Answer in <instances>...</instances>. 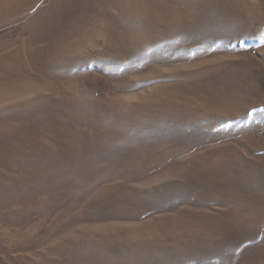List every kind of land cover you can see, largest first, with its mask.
Segmentation results:
<instances>
[{"label": "rangeland", "instance_id": "rangeland-1", "mask_svg": "<svg viewBox=\"0 0 264 264\" xmlns=\"http://www.w3.org/2000/svg\"><path fill=\"white\" fill-rule=\"evenodd\" d=\"M113 2L0 0V264H264V0Z\"/></svg>", "mask_w": 264, "mask_h": 264}, {"label": "bare ground", "instance_id": "bare-ground-1", "mask_svg": "<svg viewBox=\"0 0 264 264\" xmlns=\"http://www.w3.org/2000/svg\"><path fill=\"white\" fill-rule=\"evenodd\" d=\"M34 1H36V0H34ZM87 1V0H86ZM89 1H91V0H89ZM101 1V0H100ZM114 2H115V0H113ZM112 0H111V2H113ZM141 1V3L144 5V3H143V0H140ZM145 1H147V2H149L150 4H154L155 6H156V8H159L158 9V11L156 12V14H155V16L156 17H158L159 15H162L163 13H166L167 11L166 10H168V8H167V6H166V4L164 3H161V4H159V0H158V3L156 2V0H145ZM171 1V0H170ZM189 1H191V0H189ZM195 1V0H194ZM214 1H220L221 2V5L220 6H218L217 7V11H219L220 9H222V5H223V3L226 5V8L227 7H229V6H234V2H230L231 0H211V7L213 6V2ZM233 1V0H232ZM235 1V0H234ZM57 2V1H56ZM93 2V1H92ZM96 2V1H95ZM113 2V3H114ZM161 2V1H160ZM178 2H180V1H178ZM83 3V4H82ZM91 3V2H90ZM109 3V2H108ZM177 3V2H176ZM84 4L85 5H87L88 4V2H87V4L85 3V0H67V2H66V0H65V2H63V0H59V5L58 6H56L55 4V7H52L53 9H54V11H53V14H51V15H49L50 17L48 18V17H38V22H37V24H33V26H35V28L34 27H32V28H34V29H37L36 27H38V26H41V31L39 30V34H38V36H45V34L48 32H50V33H52L53 31H54V29H56V28H58L59 26H63V27H65V26H67V25H69V23H70V27H68V28H66V29H64L63 30V34L60 32V34H61V38H62V40H65L64 38L65 37H68V36H70V35H74V34H76V33H79V24H78V22H77V20L76 19H74V15L77 13V12H79V10H80V8L81 7H83L84 6ZM105 4H107V3H105ZM105 4H104V6H105ZM110 4V3H109ZM112 4V3H111ZM116 4H118V3H116ZM123 4V3H122ZM128 3H126V5H127ZM139 4V3H138ZM169 4V3H168ZM167 4V5H168ZM52 5V4H51ZM99 5V4H98ZM101 5V4H100ZM115 5V4H114ZM143 5H142V7L140 8V9H138V10H141L142 8H143ZM202 4H200L199 6H200V12H202L204 15H206V16H208V15H210L212 12H211V10H210V5L209 4H205V5H203V6H201ZM89 7H91V5H88ZM88 6H87V9H89L88 8ZM107 6V5H106ZM112 6H113V4H112ZM118 6V5H117ZM135 6V5H134ZM133 6V7H134ZM236 6V5H235ZM94 7H95V5H94ZM109 6H107V8H108ZM111 7V6H110ZM114 7V6H113ZM84 8V7H83ZM93 8V7H92ZM115 8V7H114ZM118 7H116V9H117ZM171 9H172V7H170ZM99 9V8H98ZM109 9V8H108ZM175 9V8H174ZM49 10H50V7H49ZM52 10V9H51ZM85 10V9H84ZM103 10H104V8H103ZM110 10V9H109ZM111 10H114L113 8L111 9ZM119 10V9H118ZM118 10H116V11H118ZM173 10V9H172ZM45 11V10H44ZM106 11V10H105ZM115 11V10H114ZM113 11V12H114ZM48 12L49 11H47V14H48ZM52 12V11H51ZM99 12V11H98ZM119 12H121L120 10H119ZM108 13V12H107ZM117 13V12H116ZM79 15V14H78ZM118 16H119V13L117 14ZM196 15V14H195ZM44 16V15H43ZM123 17V16H122ZM82 19V18H81ZM93 19V18H92ZM118 19V18H117ZM119 19H120V16H119ZM118 19V20H119ZM198 19V15H197V18H196V20ZM217 19V16L215 15L212 19H211V21L209 22V23H214L215 22V20ZM85 20V19H84ZM124 20V19H123ZM122 21V20H121ZM33 22V21H32ZM31 22V23H32ZM30 23V22H29ZM29 23H28V25H29ZM125 23H127V22H125ZM171 23V22H170ZM117 24H118V22H117ZM123 24V23H122ZM128 24V23H127ZM168 24V23H167ZM166 24V25H167ZM31 25V24H30ZM87 25V24H86ZM91 25V24H90ZM120 27H121V24L119 25ZM124 26V25H123ZM122 26V27H123ZM25 27H27V26H25ZM30 27V26H29ZM84 27V26H83ZM94 28V27H93ZM197 28L200 30L202 27H200L199 26V24H197ZM28 29V28H27ZM43 29V30H42ZM90 29V28H89ZM91 29H92V27H91ZM57 30V29H56ZM94 30V29H93ZM113 31H115V29L113 30ZM178 31V30H177ZM57 32V31H56ZM85 32V31H84ZM49 33V34H50ZM54 33V32H53ZM109 33H111V32H109ZM116 33V32H115ZM176 33V32H175ZM83 34V33H82ZM84 35V34H83ZM48 36V35H47ZM79 36V35H78ZM77 36V37H78ZM136 36V35H135ZM138 36V35H137ZM37 37V36H36ZM57 37V36H56ZM75 37L76 36H74V39H75ZM76 37V38H77ZM82 37V36H81ZM88 37V36H87ZM55 38V37H54ZM80 38V37H79ZM78 38V39H79ZM78 39H76V40H78ZM124 40V39H123ZM67 41V40H66ZM66 41H63V42H66ZM33 39L30 37V36H28V39L27 40H25V41H23V43H22V45H17L16 47H18V48H20L21 50H19V49H17L16 47H13L14 49H12L10 52H9V55H7V54H5V55H2L1 57H2V59L4 58L5 60H7V61H10V62H14V63H17L16 61H19L20 59H25L26 58V60H28V59H32V57L34 56V54H37V52L39 53V51L41 50V48L40 49H38V48H36V49H34V50H32V48H34L33 47ZM72 42V41H71ZM55 43H57L56 42V39H54L52 42H50V43H48V45L49 44H55ZM73 43V42H72ZM13 44V43H12ZM75 43H73V45H74ZM119 44V43H118ZM123 44V43H122ZM62 45V44H61ZM77 45V44H76ZM118 46H120V45H118ZM50 47V46H49ZM23 48H28V49H26V52H25V55L23 54V52L25 51ZM63 48V47H62ZM22 49H23V51H22ZM54 49V48H53ZM1 50V49H0ZM30 51L32 52V55L30 54ZM71 51V50H70ZM36 52V53H35ZM24 55V56H23ZM31 55V56H30ZM40 56V55H39ZM25 57V58H24ZM40 60V59H39ZM20 62H21V60H20ZM2 64V63H1ZM11 64V63H10ZM19 64V63H18ZM5 66V65H4ZM11 66H13V65H11ZM22 66V65H21ZM6 67V66H5ZM2 68H4V67H2ZM32 68V67H31ZM16 69H17V67H16ZM6 70V69H5ZM9 72H10V70H8ZM7 72V71H6ZM199 72V71H198ZM23 74V73H22ZM12 75V74H11ZM28 75V74H27ZM5 76V75H4ZM8 77H9V75H8ZM3 79V78H2ZM5 79V78H4ZM2 80V81H5V80ZM6 79H7V77H6ZM8 79H10V78H8ZM11 80V79H10ZM18 81V80H17ZM1 83V82H0ZM16 83V82H15ZM2 84V83H1ZM12 84V83H11ZM10 84V85H11ZM14 84V83H13ZM18 84V83H17ZM3 85V84H2ZM19 85V84H18ZM17 86V85H16ZM1 85H0V89H1ZM6 91H8V89L6 90ZM203 152V151H202ZM201 152V153H202ZM211 152V151H210ZM208 153H209V151H208ZM207 153V154H208ZM204 156V155H203ZM205 156H207V155H205ZM201 158H202V156H201ZM206 158V157H205ZM205 158L203 157V159L205 160ZM216 158V157H215ZM202 159V160H203ZM214 159V158H213ZM207 160V162H208V160H211V159H206ZM212 161H214V160H212ZM217 161H218V159H217ZM221 161V160H220ZM205 162V161H204ZM210 162V161H209ZM208 162V163H209ZM215 162H216V159H215ZM216 165L218 164L217 162L215 163ZM221 164V163H220ZM213 166H215V165H213ZM219 166V165H218ZM181 167H182V165H181ZM216 167V166H215ZM210 168V167H209ZM187 169V168H186ZM211 169V168H210ZM223 169V168H222ZM224 171V170H223ZM186 173V172H185ZM225 173V172H224ZM223 175V174H222ZM225 176L226 175H224V178H225ZM223 178V179H224ZM246 181V180H245ZM205 183V182H204ZM226 199H227V197H226ZM230 200V199H229ZM252 203V202H251ZM241 204V203H240ZM252 205V204H251ZM188 208V207H187ZM199 211V210H198ZM228 211V210H227ZM232 211V210H231ZM253 213L255 216H256V214L257 213H259V211H257V209H255L254 211H252L251 209H249V211H247V210H245V213H241V214H238L236 217V219H235V221L233 222V221H229V220H225L224 219V222L223 223H221V224H218L216 227H215V223H212V227H215V228H212V233H214V232H216V233H219V230H221L222 231V235L223 236H225L227 233H229V232H231L232 231V229H231V231H229V232H227L230 228H233L234 227V225L236 224V223H238L239 222V220H248V218H249V213ZM189 213H190V210H189ZM188 213V214H189ZM202 213V212H201ZM248 213V214H247ZM190 215V214H189ZM198 216H200L199 214H197ZM205 215H206V212H205ZM216 215V214H215ZM236 215V214H235ZM196 216V215H195ZM207 216V215H206ZM219 216V215H218ZM173 217V216H172ZM194 217V216H193ZM211 217H212V213H211ZM210 217V218H211ZM196 218V217H195ZM214 218V217H213ZM204 219V218H203ZM202 219V220H203ZM215 219V218H214ZM214 219H211V220H214ZM164 220V219H163ZM205 220V222H207L206 221V219H204ZM209 220V219H208ZM210 221V220H209ZM241 222V221H240ZM247 222V221H246ZM202 223V222H201ZM242 224H243V222H242ZM241 224V225H242ZM205 225V224H204ZM240 225V224H239ZM238 225V226H239ZM211 227V226H210ZM240 227V226H239ZM205 228H207V226L206 227H204L203 229H205ZM236 228H238V227H236ZM235 228V229H236ZM200 230H202V229H200ZM207 230V229H206ZM236 231V230H235ZM201 236V235H200ZM190 253V252H189Z\"/></svg>", "mask_w": 264, "mask_h": 264}, {"label": "snow or ice", "instance_id": "snow-or-ice-1", "mask_svg": "<svg viewBox=\"0 0 264 264\" xmlns=\"http://www.w3.org/2000/svg\"><path fill=\"white\" fill-rule=\"evenodd\" d=\"M261 42L264 43V32L261 33Z\"/></svg>", "mask_w": 264, "mask_h": 264}]
</instances>
